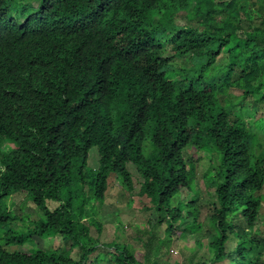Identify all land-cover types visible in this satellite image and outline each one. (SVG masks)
I'll return each instance as SVG.
<instances>
[{
	"label": "trees",
	"instance_id": "1",
	"mask_svg": "<svg viewBox=\"0 0 264 264\" xmlns=\"http://www.w3.org/2000/svg\"><path fill=\"white\" fill-rule=\"evenodd\" d=\"M260 135L264 0H0V264H87L102 232L89 205L111 174L154 215L144 263L116 246L113 264H167L163 245L204 230L201 264H264ZM192 148L210 161L202 178ZM197 180L215 200L206 228ZM15 194L40 217L18 215ZM153 222L166 237L152 254ZM56 236L67 252L24 248Z\"/></svg>",
	"mask_w": 264,
	"mask_h": 264
},
{
	"label": "rangeland",
	"instance_id": "2",
	"mask_svg": "<svg viewBox=\"0 0 264 264\" xmlns=\"http://www.w3.org/2000/svg\"><path fill=\"white\" fill-rule=\"evenodd\" d=\"M32 4L36 6V2H32ZM179 22L181 23V21ZM172 62L175 67H180L182 69H186L191 66V62L185 57L174 59ZM230 92L233 96H238L241 93V91L236 89H232ZM259 117H257V119H259ZM263 137V135H260L258 139L263 140ZM254 141L256 142V139H254ZM185 154V158L187 160L194 161L197 178H202L201 175H203V173L210 167V161L207 155L204 152L202 153L200 151H196L194 148L185 150ZM87 162L88 168L94 169L97 167L98 153L95 148H92L89 151ZM129 169L134 178V182H136L139 177L137 176L135 169L132 165L129 166ZM194 186L196 191L194 195L195 204L199 209L198 220L203 224L204 228H206L207 216L211 206L210 202L215 201L213 199V191H207L201 180H197ZM209 194L212 195L209 196ZM260 194L262 196V208L258 218V228L260 229V235L264 237V187ZM23 199L24 196L19 194H15L10 198L9 202H12L15 205L16 213L20 216H29V220H36L37 217L39 218L40 211H38L31 203L28 202L21 207V204L24 202ZM145 202L146 199L143 197H134L133 195H130L125 187L121 185L116 176L114 174L110 175L104 201L100 202L92 200L89 205V209L95 214L96 221H100L102 226V232L100 234L97 233L95 227H91L90 234L94 239H96V241L99 240L98 245L106 248V251H103L100 249L101 247H98V250H96L93 255L89 256L87 264H107L109 262L113 264L116 262L117 257H119V253L114 249L116 246H126L130 251H132L133 255L139 262L144 263V257L148 252L143 243L148 237V232L145 226H147L148 222L154 218L151 211L142 209V203ZM19 224L20 223L16 221L13 224V227H16ZM151 226H153V239L150 247L151 253L153 254L154 247L157 242L156 240L166 237V233L164 231V224L155 226L153 222ZM194 239L199 240L202 246H193L192 241ZM209 240L210 238L205 234V230L201 234H187L183 240H178V235H174L172 241H169L167 246L166 244L163 245L164 247L162 246L164 249L161 248V255H163V258L167 259V264L209 263L211 258L207 249V243ZM35 244L37 247L45 250L56 249L59 252H67L69 248L68 245L61 241L59 236L47 238L41 242L27 243L24 248H32ZM166 250H170L169 253H167ZM260 253L261 260L264 261V250L261 249ZM99 254L100 257L95 258ZM71 257L74 259L79 257L78 248H74L71 251ZM221 264H227V262H223Z\"/></svg>",
	"mask_w": 264,
	"mask_h": 264
}]
</instances>
